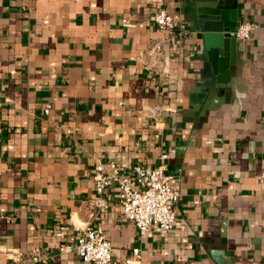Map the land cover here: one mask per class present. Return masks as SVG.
Wrapping results in <instances>:
<instances>
[{"label": "crops", "instance_id": "obj_1", "mask_svg": "<svg viewBox=\"0 0 264 264\" xmlns=\"http://www.w3.org/2000/svg\"><path fill=\"white\" fill-rule=\"evenodd\" d=\"M237 2L255 26L209 96L183 0H0V264H86L57 248L75 225L104 229L110 264L135 245L141 264H264V0ZM108 162L175 175L170 231L140 237L114 186L94 203Z\"/></svg>", "mask_w": 264, "mask_h": 264}, {"label": "built area", "instance_id": "obj_2", "mask_svg": "<svg viewBox=\"0 0 264 264\" xmlns=\"http://www.w3.org/2000/svg\"><path fill=\"white\" fill-rule=\"evenodd\" d=\"M148 21L160 31L177 30L180 35L184 34L185 25L180 14L170 13L165 8L152 12ZM122 23L139 28L144 26V22L129 19H123ZM254 26L243 22L229 30V34L238 40H246L250 38ZM161 47L158 43L151 52L159 51ZM50 108L51 104L46 102L44 113L47 114ZM165 157L166 154L161 155L162 159ZM109 186L115 187L122 214L134 222L140 237L146 235L151 225H156L162 236L174 227L175 203L180 199V190L175 175L165 170L164 163L149 168L135 165L130 170L115 162L97 164L94 172L96 195L93 198L97 206L106 205L103 192ZM57 248L63 253L76 252L86 264H110L112 261L111 241L100 225L88 228L75 225L74 231L61 240ZM33 251L38 258L40 247L35 246ZM141 253L139 245L133 246L131 256L124 260L125 264H141Z\"/></svg>", "mask_w": 264, "mask_h": 264}, {"label": "water", "instance_id": "obj_3", "mask_svg": "<svg viewBox=\"0 0 264 264\" xmlns=\"http://www.w3.org/2000/svg\"><path fill=\"white\" fill-rule=\"evenodd\" d=\"M183 12L203 40L205 55L201 57V73L211 96L234 62L236 39L229 30L239 26L241 7L237 0H183Z\"/></svg>", "mask_w": 264, "mask_h": 264}]
</instances>
